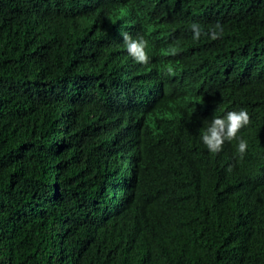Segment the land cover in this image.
Segmentation results:
<instances>
[{
	"label": "trees",
	"instance_id": "trees-1",
	"mask_svg": "<svg viewBox=\"0 0 264 264\" xmlns=\"http://www.w3.org/2000/svg\"><path fill=\"white\" fill-rule=\"evenodd\" d=\"M0 264H264V0H0Z\"/></svg>",
	"mask_w": 264,
	"mask_h": 264
},
{
	"label": "clouds",
	"instance_id": "clouds-1",
	"mask_svg": "<svg viewBox=\"0 0 264 264\" xmlns=\"http://www.w3.org/2000/svg\"><path fill=\"white\" fill-rule=\"evenodd\" d=\"M191 38L198 41L202 35H208L212 39L219 38L223 31V25L217 21L211 25L207 31L199 22L193 21L190 25ZM124 38L123 44L128 55L138 63H147L149 60L147 41L139 33L135 36L131 32L121 29ZM250 123V115L245 107L234 108L223 112L221 115L216 113L211 119H205L203 127L199 131V141L206 147L210 153H218L222 150L226 141H236L235 150L240 156H243L248 148L247 139L240 135V130Z\"/></svg>",
	"mask_w": 264,
	"mask_h": 264
}]
</instances>
